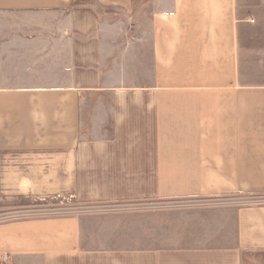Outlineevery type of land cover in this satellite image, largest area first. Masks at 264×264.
I'll return each instance as SVG.
<instances>
[{
	"label": "crops",
	"instance_id": "obj_1",
	"mask_svg": "<svg viewBox=\"0 0 264 264\" xmlns=\"http://www.w3.org/2000/svg\"><path fill=\"white\" fill-rule=\"evenodd\" d=\"M261 57L264 0H0V185L75 206L0 264H264Z\"/></svg>",
	"mask_w": 264,
	"mask_h": 264
},
{
	"label": "rangeland",
	"instance_id": "obj_2",
	"mask_svg": "<svg viewBox=\"0 0 264 264\" xmlns=\"http://www.w3.org/2000/svg\"><path fill=\"white\" fill-rule=\"evenodd\" d=\"M248 61L253 58H246ZM259 61L260 65L255 66L253 63L249 67L247 66L242 74V78L247 82H264V57L254 58ZM35 186H6L0 185V219H18L21 217H50L55 215H63L70 213L74 208V202H72L70 192L64 193V196L57 200L55 197V186H37L49 189L47 196H39L32 194L30 200L23 198L21 195L14 194L20 190L22 194H28L24 191L25 188L30 189ZM35 191V190H34ZM10 193V195H9ZM12 196H16L14 201L6 200ZM245 201L264 200V194H258L254 198H248L247 196H240ZM10 206V208H8Z\"/></svg>",
	"mask_w": 264,
	"mask_h": 264
},
{
	"label": "built area",
	"instance_id": "obj_3",
	"mask_svg": "<svg viewBox=\"0 0 264 264\" xmlns=\"http://www.w3.org/2000/svg\"><path fill=\"white\" fill-rule=\"evenodd\" d=\"M6 259H7V258L2 257V256L0 255V263L6 261Z\"/></svg>",
	"mask_w": 264,
	"mask_h": 264
}]
</instances>
